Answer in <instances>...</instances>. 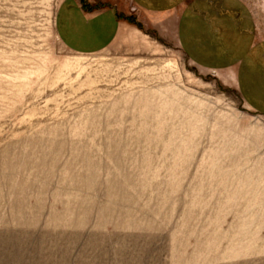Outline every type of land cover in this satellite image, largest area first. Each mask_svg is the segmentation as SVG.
Returning a JSON list of instances; mask_svg holds the SVG:
<instances>
[{
	"label": "rangeland",
	"instance_id": "374dc122",
	"mask_svg": "<svg viewBox=\"0 0 264 264\" xmlns=\"http://www.w3.org/2000/svg\"><path fill=\"white\" fill-rule=\"evenodd\" d=\"M62 1L0 0V264H264V112L241 93L264 0L219 16L217 56L140 14L74 53Z\"/></svg>",
	"mask_w": 264,
	"mask_h": 264
},
{
	"label": "crops",
	"instance_id": "0c3cea01",
	"mask_svg": "<svg viewBox=\"0 0 264 264\" xmlns=\"http://www.w3.org/2000/svg\"><path fill=\"white\" fill-rule=\"evenodd\" d=\"M224 2L227 6L222 9L212 5L209 7L203 0H63L56 11L55 32L69 51L92 55L104 51L113 42L121 23L124 22L120 17L136 14L175 15L178 17V27L182 18L187 17V24L191 26L189 29L195 30L189 38L190 51L209 48V53L217 56L219 50L222 51L218 42V35L221 33L219 29L225 24L219 16L225 12L236 16L240 22L242 20L239 17L250 16L241 0ZM132 7L135 11L131 10ZM209 36L212 43L216 41L210 47L201 40ZM254 47L259 51L250 57L249 65L252 69L246 91L242 92L240 83L239 85L246 104L254 110L264 112V45ZM190 60L198 66L209 68L199 64L197 60ZM253 69L259 73L253 72ZM240 72L241 67L238 66L239 81Z\"/></svg>",
	"mask_w": 264,
	"mask_h": 264
},
{
	"label": "trees",
	"instance_id": "16d2710c",
	"mask_svg": "<svg viewBox=\"0 0 264 264\" xmlns=\"http://www.w3.org/2000/svg\"><path fill=\"white\" fill-rule=\"evenodd\" d=\"M127 22L130 24H136V21L133 18H130Z\"/></svg>",
	"mask_w": 264,
	"mask_h": 264
},
{
	"label": "built area",
	"instance_id": "2783aa9c",
	"mask_svg": "<svg viewBox=\"0 0 264 264\" xmlns=\"http://www.w3.org/2000/svg\"><path fill=\"white\" fill-rule=\"evenodd\" d=\"M131 10H132V11H135V9H134L133 7L131 8Z\"/></svg>",
	"mask_w": 264,
	"mask_h": 264
}]
</instances>
